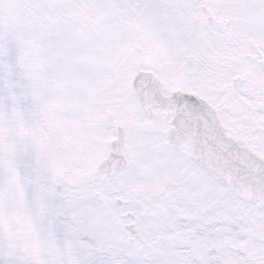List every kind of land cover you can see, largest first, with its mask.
<instances>
[{"label":"snow or ice","instance_id":"obj_1","mask_svg":"<svg viewBox=\"0 0 264 264\" xmlns=\"http://www.w3.org/2000/svg\"><path fill=\"white\" fill-rule=\"evenodd\" d=\"M0 264H264V0H0Z\"/></svg>","mask_w":264,"mask_h":264}]
</instances>
